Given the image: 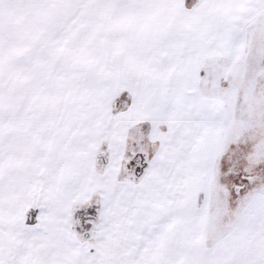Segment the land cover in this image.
I'll list each match as a JSON object with an SVG mask.
<instances>
[{"label":"snow or ice","instance_id":"6c2138e0","mask_svg":"<svg viewBox=\"0 0 264 264\" xmlns=\"http://www.w3.org/2000/svg\"><path fill=\"white\" fill-rule=\"evenodd\" d=\"M0 264H264V0H0Z\"/></svg>","mask_w":264,"mask_h":264}]
</instances>
